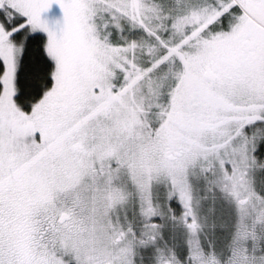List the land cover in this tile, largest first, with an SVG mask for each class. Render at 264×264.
<instances>
[{
	"label": "snow or ice",
	"instance_id": "snow-or-ice-1",
	"mask_svg": "<svg viewBox=\"0 0 264 264\" xmlns=\"http://www.w3.org/2000/svg\"><path fill=\"white\" fill-rule=\"evenodd\" d=\"M0 264H264V0H0Z\"/></svg>",
	"mask_w": 264,
	"mask_h": 264
}]
</instances>
